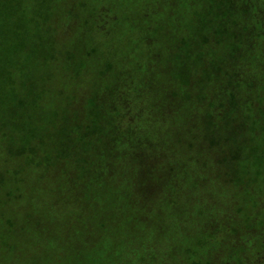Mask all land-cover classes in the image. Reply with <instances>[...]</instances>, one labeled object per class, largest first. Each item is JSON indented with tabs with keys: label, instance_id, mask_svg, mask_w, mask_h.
<instances>
[{
	"label": "trees",
	"instance_id": "trees-1",
	"mask_svg": "<svg viewBox=\"0 0 264 264\" xmlns=\"http://www.w3.org/2000/svg\"><path fill=\"white\" fill-rule=\"evenodd\" d=\"M22 1H2L0 6L4 10L0 14V151L4 163H15L10 170H0V190L4 204L19 206L28 220L31 243L44 230V244L59 235L68 239L71 216L95 248L123 241L136 246L150 226L161 229L159 241L166 240L164 221L152 214L162 213L161 204L178 208L175 197L180 194L174 189L187 178L189 163L196 168L192 176L201 187L209 179L219 183L228 179L243 193L246 185L236 184L243 169L236 165L264 159V141L255 144L247 135L256 131L253 118L264 123V0H194L205 6L190 11L194 22L186 32L177 35L167 28L173 44H165L162 54L153 53L157 60L153 65L143 59L150 69L158 66L157 80L125 66L123 78L100 88L96 82L91 88L80 85L85 59L62 45L71 40L73 22L62 27V18L54 16V25H49L52 12L41 9L42 19L33 22L36 30L27 32L18 17L23 12ZM102 1L96 7L100 18L96 30L76 41L79 51L87 39L99 42L111 34L107 19L117 21ZM80 7L82 3L70 0L65 17L74 21ZM113 8L121 9L118 0ZM160 28L157 23L139 26L145 38L164 30ZM112 31L118 32L119 27ZM11 33L16 38L14 48L9 45ZM146 44L152 45L153 40L147 39ZM13 52L18 54L16 64L9 60ZM93 53L89 50L83 55ZM30 54L38 59L37 70H29L26 56ZM49 63L55 64L66 81L77 85L74 92L53 87L56 78L48 70ZM10 69H16L17 76ZM112 70V63L105 61L96 74L97 83ZM18 83L26 91L8 95L6 87ZM150 94L156 102L147 98ZM6 99L11 106H2ZM7 184L11 187L5 189ZM204 195L208 198L199 201L208 213L205 235L194 238L193 244L203 247L223 235H235L236 246H240L242 237L231 227L234 217L226 203L214 207L210 204L213 195ZM34 200L39 204L37 210L23 205ZM61 214H68L67 222L58 221ZM4 218L0 212L7 232L22 240L17 222ZM186 222L178 224L183 228ZM60 229V234L55 233ZM174 237L165 245V254L172 244L173 259L180 264H208L189 248L181 254L179 237ZM156 243L148 242L147 249L156 248ZM262 251L264 242L255 257ZM142 256L147 258L148 252ZM251 261L240 258L217 264Z\"/></svg>",
	"mask_w": 264,
	"mask_h": 264
},
{
	"label": "rangeland",
	"instance_id": "rangeland-1",
	"mask_svg": "<svg viewBox=\"0 0 264 264\" xmlns=\"http://www.w3.org/2000/svg\"><path fill=\"white\" fill-rule=\"evenodd\" d=\"M2 1H5L6 4L11 3V0H1L0 6H2ZM77 1L82 3L83 7L76 9L77 19L74 21L65 17V10L70 5V0H23L21 2L23 12L18 17L23 19L27 32L36 30L33 28V22H39L42 19L41 9H49L48 11L52 12L53 17L52 19L48 18L47 22L49 25H54V16L62 18V27H65L66 23L71 24L73 22L75 28L70 30L71 40L69 43H62V45L66 48H73L80 57L85 59L87 67L84 68L80 76V85L83 88H91L95 82L96 88L111 85L114 80L124 76L122 70L125 66L130 67L135 72L145 71L147 76L150 74L152 78L157 80L159 76L158 66L155 64L156 67L150 69L149 64L144 63L143 59H148L152 65L156 63L157 60L154 62L153 53L162 54L166 52L164 51L165 44H173L166 34L167 28L174 29L177 35L184 34L190 22H194L189 18L190 11L205 6V4L196 3L194 0H118L121 9L115 10L113 6L117 0H105L104 4L112 16L117 18V21L111 18L105 21V25L107 29L111 30V34L104 36L99 42L91 38L87 39L84 50L79 51V45L76 41L86 32L89 34L96 30V25L100 19L96 17V7L103 1ZM203 1L205 2V0ZM3 12L4 10L0 9L1 15ZM168 13H173L174 16H169ZM2 19L0 18V21ZM12 23H9L10 29ZM151 23L159 24L164 30L160 28L158 33L151 32L148 38H145V35L140 32L139 26L150 25ZM115 26L119 27V31L116 33L112 31ZM12 34L9 45L14 48L16 38ZM147 39H152L153 44L148 46L146 44ZM89 50H93L94 53L85 57L83 52ZM9 60L12 64H16L17 52L11 53ZM26 60L29 70L38 69L39 62L36 57L30 54L26 56ZM108 60L112 63L113 70L98 84L96 74L103 68V63ZM15 70L10 69L13 77L17 76ZM48 70L55 75L56 81L53 84L55 89L60 86L66 92L75 91L77 85L66 81L62 72H56L54 63H49ZM3 88L5 89V87ZM37 88L40 90L41 85L39 84ZM5 90L8 95L11 92L21 94L26 91V87L18 83L6 87ZM135 91L133 89V93ZM150 96L152 95H148L147 98L151 102H156L154 96L151 99ZM2 106L9 107L11 103L6 99L2 102ZM235 119L241 120L238 117ZM252 121L256 131L248 132L247 135L253 139L255 144H261L264 141V123H260L257 118H253ZM2 163L4 162L0 151V170H10L15 165L11 161ZM236 167L243 169L241 170L243 173H240L238 177L240 179L236 182V184L246 185L243 193L239 192L238 186H234L235 182L228 179L221 181V183L209 179L206 180L208 185L201 187L198 180L192 176V172L196 173V168L192 163H189L185 174L187 178L179 181L181 187L174 189L176 194H180L175 197L178 208L173 210L161 204L162 213L155 212L152 214V217L158 219L159 222L160 220L164 221L162 231L168 235V238L159 241L160 238L157 234L161 229L158 226H150L139 238V243L136 246L127 245L123 241L121 245H103L100 248H95L97 246L86 238V233H83L75 225L77 219L72 216L69 219L70 237L68 239L59 235V238L54 242L44 244V230L40 231L41 235L35 236L34 243H31L29 238L33 232L27 226L28 220L24 218V214L18 208L19 206H14V204L10 205L12 207H8L4 204L3 191L0 190V212L5 218L15 220L21 227L19 229H22L23 234L22 240L18 241L13 232H7L4 221L0 222V264H180L178 260L173 259L172 244L165 254V250H167L165 245L169 244L172 238H176L174 237L176 235L179 237L178 245L182 248L181 254L185 248H189L192 252L197 251L198 259L204 263L217 264L242 258L244 261L252 260L251 264H264V251L255 257L256 252L261 249L264 242V159L260 163L249 162L247 165H236ZM213 169L215 170V168ZM218 184H226V186L220 188ZM9 187L11 185L7 184L5 189ZM204 194L213 195L210 204L214 207L222 202L226 203L228 212L234 217L231 227L233 230H237L242 237L240 246H236L235 235L232 236L231 234V236L218 237L216 241L213 240L211 243L204 244L203 247H196L193 244L194 238L203 239L205 235L208 213L204 212L203 204L199 201L201 197L205 196ZM23 205L32 206L36 210L39 208L36 200L25 202ZM122 213L125 214V211ZM67 215L61 214L58 216V221L67 222ZM73 215L76 216L75 213ZM180 220L187 221L183 228L178 224ZM79 224L81 223L79 222ZM82 224L86 225V222L83 220ZM143 231L145 230L143 229ZM56 232L60 234L61 229L56 230ZM148 242H157L156 248L147 249L146 244ZM146 252H148L147 258L142 256ZM131 253H134V256H131ZM139 254H142L141 257Z\"/></svg>",
	"mask_w": 264,
	"mask_h": 264
}]
</instances>
